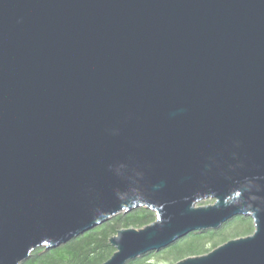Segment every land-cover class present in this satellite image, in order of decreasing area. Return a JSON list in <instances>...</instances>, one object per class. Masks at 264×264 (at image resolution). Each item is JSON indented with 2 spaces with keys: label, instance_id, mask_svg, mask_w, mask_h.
Here are the masks:
<instances>
[{
  "label": "water",
  "instance_id": "1",
  "mask_svg": "<svg viewBox=\"0 0 264 264\" xmlns=\"http://www.w3.org/2000/svg\"><path fill=\"white\" fill-rule=\"evenodd\" d=\"M139 208L102 264H264V0H0V264Z\"/></svg>",
  "mask_w": 264,
  "mask_h": 264
},
{
  "label": "trees",
  "instance_id": "2",
  "mask_svg": "<svg viewBox=\"0 0 264 264\" xmlns=\"http://www.w3.org/2000/svg\"><path fill=\"white\" fill-rule=\"evenodd\" d=\"M154 221L155 215L146 208L133 210L129 214H119V216L113 217L106 223L56 249L45 247L36 249L32 252L31 257L22 264H102L116 252L110 245V239L120 229L132 226L144 228ZM250 222L248 217H234L217 231L190 233L171 246L159 252H151L135 258L128 264H174L185 257L207 254L227 241V239H222L223 232L226 229L233 230L234 225L241 229L242 234L240 235L253 234ZM240 235H235L233 239ZM218 239H222V241L220 242ZM205 242L209 248L204 245ZM168 256L174 257L169 259Z\"/></svg>",
  "mask_w": 264,
  "mask_h": 264
},
{
  "label": "rangeland",
  "instance_id": "3",
  "mask_svg": "<svg viewBox=\"0 0 264 264\" xmlns=\"http://www.w3.org/2000/svg\"><path fill=\"white\" fill-rule=\"evenodd\" d=\"M212 201H210V200H207L206 202H202V203H199L198 205H208L209 203H211ZM250 224H251V226H252V228H253V221L251 220V222H250ZM237 225H234V229L233 230H225L223 233H224V236L222 237V239H227V241H229V240H232L233 239V237L235 236V235H240V234H242L241 233V229H238L237 227H236ZM133 227V226H132ZM131 227V228H132ZM133 228H136V227H133ZM136 229H140V228H136ZM247 235H250V234H247ZM247 235H240V236H236V238H238V237H247ZM232 238V239H231ZM222 239H218V241H222ZM207 248H209L208 246H207V242H205V244H204ZM204 254H206V253H204ZM169 257V256H168ZM172 257H174V256H172ZM172 257H169V259H172ZM166 260V259H165ZM164 260V261H165ZM166 262V261H165ZM175 264V263H174Z\"/></svg>",
  "mask_w": 264,
  "mask_h": 264
}]
</instances>
